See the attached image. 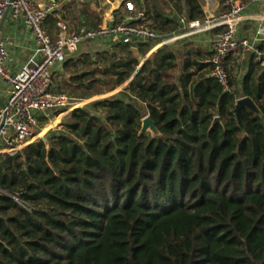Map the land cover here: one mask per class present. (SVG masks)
<instances>
[{
    "label": "trees",
    "instance_id": "obj_1",
    "mask_svg": "<svg viewBox=\"0 0 264 264\" xmlns=\"http://www.w3.org/2000/svg\"><path fill=\"white\" fill-rule=\"evenodd\" d=\"M132 1L161 35L179 31L184 9L187 22L205 17L201 0ZM84 4L80 18L74 0L52 11L46 32L101 27L98 3ZM133 47L147 54L151 44L68 59L71 75L54 90L87 98L123 85L141 63ZM212 54L164 45L120 93L1 154L0 264H264V65L254 52L231 55V93L211 75ZM237 93L259 110L243 106L242 123ZM147 115L155 137L140 134Z\"/></svg>",
    "mask_w": 264,
    "mask_h": 264
},
{
    "label": "built area",
    "instance_id": "obj_2",
    "mask_svg": "<svg viewBox=\"0 0 264 264\" xmlns=\"http://www.w3.org/2000/svg\"><path fill=\"white\" fill-rule=\"evenodd\" d=\"M227 10L207 19L190 22L181 19L187 30L178 34L161 35L156 31L144 9L138 10L132 0L124 2L123 18L106 22L99 28H87L69 32L63 22L58 24L61 33L53 37L44 28L51 9L35 4L32 0H0V23L7 13L14 20L23 19L32 34L36 48L33 55L18 73H13L7 66L10 51L4 40H0V79L8 84L7 101L0 110V155L14 154L25 146L36 141L38 131L42 128V117L50 120L59 115L78 108L79 103L73 101L68 94L54 90V71L68 59L76 57L80 45L87 41H105L106 43L140 44L151 43V51L172 43L181 37L194 33L209 31L222 27L213 43L211 58L212 73L226 90L234 93L229 85L227 60L231 55L254 52L264 65V50L259 49V42L264 29L253 38L239 39L237 31L240 23L247 17V5L243 0H225ZM75 9L80 11L78 4ZM186 29V27H185ZM141 64V63H140ZM139 67L132 77L137 74ZM236 95V104L245 97Z\"/></svg>",
    "mask_w": 264,
    "mask_h": 264
},
{
    "label": "crops",
    "instance_id": "obj_3",
    "mask_svg": "<svg viewBox=\"0 0 264 264\" xmlns=\"http://www.w3.org/2000/svg\"><path fill=\"white\" fill-rule=\"evenodd\" d=\"M40 6L49 8L52 11L61 10L64 4L71 0H36ZM91 2L92 0H74V10L76 12V17L80 18L82 9L84 8V3ZM125 0H94L97 2L99 7L98 12H102V25L108 21L116 19V10L122 8ZM246 5L245 14L247 17L240 23L237 37L239 39L243 38H253L258 35L261 29H264V0H243ZM202 7L205 13L204 19L210 17H217L223 14L227 7L225 5V0H201ZM78 4L80 11L75 9V5ZM165 11L173 10L175 13V8L173 3L169 7L165 6L162 1L158 3ZM94 8V6H92ZM185 19L187 21L186 9H184V14L178 15V23L180 25L179 31L173 34H178L182 31L187 30L186 24L182 26L180 20ZM203 20V19H200ZM64 23V22H63ZM186 27V29H185ZM222 27H215L209 31L194 33L190 36L181 37L174 40L171 45H181L187 46L189 48L198 49L206 55L207 53H213V43L216 35ZM59 35V34H58ZM57 35V36H58ZM56 37V36H55ZM260 40L259 47L264 50V31L263 35L259 34ZM0 40H4L10 51V56L7 60V66L11 69L13 73H18L21 68L26 64L29 58L33 55L36 48V44L32 34L27 29V25L23 19L14 20L10 16H7L3 24L0 23ZM151 44V43H149ZM110 48V44L105 41H91L90 43H83L80 45L78 51L76 52V58L85 52L95 53L97 51H103ZM151 47L147 54H142L147 59L149 56L157 49L151 51ZM160 48V47H159ZM140 53V52H139ZM249 53V52H248ZM141 54V53H140ZM243 55H246L243 54ZM244 58V56H243ZM241 57V60L243 59ZM146 59V60H147ZM141 62V61H140ZM62 65H58L56 70H58ZM55 70V71H56ZM54 71V72H55ZM239 89V88H238ZM8 84H6L2 79H0V110L7 101L8 96Z\"/></svg>",
    "mask_w": 264,
    "mask_h": 264
},
{
    "label": "rangeland",
    "instance_id": "obj_4",
    "mask_svg": "<svg viewBox=\"0 0 264 264\" xmlns=\"http://www.w3.org/2000/svg\"><path fill=\"white\" fill-rule=\"evenodd\" d=\"M35 4L37 5H40L36 0H32ZM66 25H67V31L69 32H73V29L72 27L67 23V22H64ZM62 30L59 31V34L61 33ZM61 74V76H63L64 78L68 79L71 75V69H67L65 68L64 64L54 72V84L56 85L57 83V78H58V75ZM90 81V80H88ZM129 80L124 83L123 85L121 86H115V85H111V86H108V87H104L100 93H94L92 96L90 97H87V98H79V97H76V98H73L74 96H72L71 98L73 99V101L75 102H78L79 103V106L78 107H84L94 101H97V100H101V99H106V98H109V97H112L114 95H117L118 93H120L124 87H126L128 84H129ZM89 83V82H87ZM63 92V91H62ZM66 94L69 93V91H66L64 92ZM69 95V94H68ZM70 97V95H69ZM71 111H67L66 113H63L62 115H58L56 117H52L49 121H47L44 125H42V128L38 131L39 135H38V139H42V140H45L46 141V135L47 133L50 131V130H56V129H62L63 128V119L69 115ZM237 117L240 121V118L238 116V113H237ZM58 119V122L56 124H52V122L54 120Z\"/></svg>",
    "mask_w": 264,
    "mask_h": 264
},
{
    "label": "water",
    "instance_id": "obj_5",
    "mask_svg": "<svg viewBox=\"0 0 264 264\" xmlns=\"http://www.w3.org/2000/svg\"><path fill=\"white\" fill-rule=\"evenodd\" d=\"M7 13L5 14V16L3 17L2 21H1V24L4 23V21L6 20L7 18ZM132 51L134 52L135 56L139 58V60L141 61V64L140 66H142L144 64V62L146 61V57H144L142 54L139 53L138 49L136 47H133L132 48ZM245 105H248L250 107H252L253 109H255L257 112H259L258 108L256 107V105L252 102V100L248 97H245L243 99H240L238 102H237V105H236V113H238V116L240 118V123L241 122V112H242V108L243 106ZM216 122L219 121V118L217 117ZM144 132H149L151 133V135L153 137L157 136L160 134L159 132V129L158 127L156 126L154 120L149 116H145L143 119H142V127H141V130H140V134L144 133Z\"/></svg>",
    "mask_w": 264,
    "mask_h": 264
}]
</instances>
